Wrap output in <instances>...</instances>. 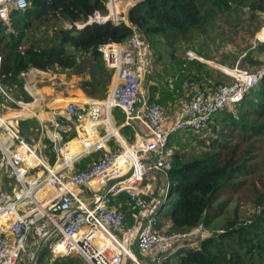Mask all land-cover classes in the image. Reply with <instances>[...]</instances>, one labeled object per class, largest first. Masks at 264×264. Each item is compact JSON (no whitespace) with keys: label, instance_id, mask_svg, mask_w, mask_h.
I'll return each instance as SVG.
<instances>
[{"label":"built area","instance_id":"built-area-1","mask_svg":"<svg viewBox=\"0 0 264 264\" xmlns=\"http://www.w3.org/2000/svg\"><path fill=\"white\" fill-rule=\"evenodd\" d=\"M102 1L106 14L96 12L87 24H125L133 36L124 44L100 46L106 66L116 76L114 87L107 98L89 104L75 140L63 139L64 123L80 118V104L72 101L53 109L51 127L46 130L56 157L53 166L40 149L23 138L20 118L7 115L12 107L0 110V264H19L24 256L32 260L37 246L53 228L57 232L52 238L59 235L49 248L53 259L80 260L77 264H162L181 250L198 247L211 234L203 223L187 232L163 233L156 228V214L172 187L168 173L176 150L169 140L176 133L202 132L215 114L241 102L263 80L264 65L255 71L238 66L224 70L233 82L197 90L172 113L164 105L152 104L143 90L153 60L142 30L128 19V10L135 2ZM27 6V0H0V19L9 22L12 10L23 11ZM186 54L189 61L204 62L192 50ZM1 64L0 55V69ZM24 88L34 96L29 84ZM0 90L8 101L27 105L1 86ZM115 110L125 115L123 127L135 131L131 143L116 125ZM100 129L102 134L98 133ZM112 140L118 144L114 150L108 147ZM95 153L100 155L94 158ZM91 157L92 161L85 162ZM150 174L160 175L164 181L155 199L157 210H150L145 218L126 228L118 200L125 194L132 211L142 210L143 196L148 195L145 179Z\"/></svg>","mask_w":264,"mask_h":264},{"label":"trees","instance_id":"trees-1","mask_svg":"<svg viewBox=\"0 0 264 264\" xmlns=\"http://www.w3.org/2000/svg\"><path fill=\"white\" fill-rule=\"evenodd\" d=\"M27 1L25 10L11 11L9 22L0 19V86L14 99L30 102L32 97L24 88L23 76L31 69H38L89 76L81 83L82 90L89 98L102 100L113 71L106 66L99 48L110 42L126 43L133 36L132 29L125 24H87L96 12L106 14L102 0ZM132 1L135 4L128 10V19L140 27L152 52L147 96L152 104L164 105L172 113L181 106L179 101L185 95L186 100H190L199 89H213L223 84L216 69L198 60L189 61L187 51H194L204 60H214L204 43L217 27L219 30L234 29L235 23L248 16L249 22H259L257 31L261 17H264V0ZM67 24L71 27L68 28ZM77 24L86 25L77 28ZM176 43L185 48L181 54L175 50ZM254 49L263 55L256 57V51L252 50L247 53L245 61L259 68L264 65V44L259 43ZM232 60L234 63L229 64L222 58L220 63L233 66L239 62L234 57ZM177 71L182 76L178 77ZM4 103L17 108L0 90V109ZM27 124L22 121L20 126L25 129ZM30 129L35 131V128ZM206 129L211 131L213 138L200 154L187 156L179 153L177 146L173 145L176 154L173 168L168 173L172 187L166 203L172 198L176 203L166 217L167 222L158 218L156 228L163 233L187 232L203 223L211 234L198 247L181 250L162 264H262L264 78L241 102L230 110L215 114ZM183 134L196 133L186 131ZM189 142V137H182L178 147ZM259 153H262L260 158ZM1 156L0 152V159ZM225 194L230 196L227 200L222 199ZM233 200L236 207L231 217L226 208ZM248 201L254 203L257 210L250 219L241 221L237 212ZM118 204L124 214L127 209L128 213L132 211L125 194ZM160 213L161 209L156 215ZM223 215L227 217L218 228L215 223ZM131 218L129 214L130 221ZM47 249L44 247L38 261ZM55 264L59 261L56 260ZM60 264H71V260Z\"/></svg>","mask_w":264,"mask_h":264},{"label":"crops","instance_id":"crops-1","mask_svg":"<svg viewBox=\"0 0 264 264\" xmlns=\"http://www.w3.org/2000/svg\"><path fill=\"white\" fill-rule=\"evenodd\" d=\"M88 79L89 76L83 77L79 75H68L67 73L45 72L38 69H31L23 76L24 84H29L31 86L32 91L34 92L33 94L36 97V101H34V96L30 95L26 91L32 97V101L27 102V105H25L24 107L18 105L17 108L12 107L13 110L9 113L10 115L18 116L21 120L20 123L22 121H26L28 123L29 131L21 128V134L23 138L28 143L35 145L38 149H40L43 156H45L49 160L52 166L55 163L56 157L51 151L53 144L51 138L47 135L46 130L47 128L51 127L53 109L63 108L72 101L78 102L80 104V118L72 122L65 121L64 123L65 132L63 133V139L75 140L79 134V129H77V126L79 123L85 120L89 104L94 101H98L96 99L89 98L81 88V83ZM115 79L116 76L114 74L105 89L104 98H107V96H109V94L111 93V90L114 87ZM124 116L125 115L119 110L114 111L115 122L120 131L126 127H123L124 122H122V124H117V120L122 117L124 118ZM30 127H32L33 129L35 128V131L32 132V129H30ZM80 133L81 135L83 134L81 129ZM98 133L102 134L103 129H100V131L98 130ZM133 139L134 137L132 138V140ZM117 145L118 144L114 140L108 143L109 149L113 150L117 148ZM94 155L97 158L100 153H95ZM91 159L92 157L85 160V162L92 161L93 159ZM85 162H82L80 165L84 166ZM157 177L161 178L160 175L150 174L149 180L152 179L153 182H155V179ZM153 182L146 184L145 181L148 195L143 196V209L140 211H130L129 213L127 209V212L125 213L127 218H129V214L132 215L130 221V223H132L131 227H133L139 219L145 218L150 210H157L155 200L156 195L154 194L155 187L153 185ZM6 185H8V189H11V186L8 184L7 180ZM147 258L148 260L151 259L149 257ZM56 260L59 261V264L63 263L61 259L51 258L50 262H47V264H55Z\"/></svg>","mask_w":264,"mask_h":264},{"label":"rangeland","instance_id":"rangeland-1","mask_svg":"<svg viewBox=\"0 0 264 264\" xmlns=\"http://www.w3.org/2000/svg\"><path fill=\"white\" fill-rule=\"evenodd\" d=\"M262 22L260 24V28L256 31V28L259 24L258 21H252L249 22V18L248 16H243V20L241 19V21H239L240 23H235L236 28L231 29V28H225L222 30H219L218 27L217 29H215V32H213L209 37H206L205 43H204V47L212 53V57L214 60H204L203 63H206L207 65H209L211 68H214L217 70L216 75H220L221 78L223 80V83H231L233 82V78L231 75L227 74L224 70H226L227 72L230 70H233L236 68V66H238L241 69H246L249 71H255L256 69H258L257 67H254L253 64L251 65L250 62H247L245 60L246 59V55L247 53L251 52L252 50L256 51V49H254L255 45H258L259 43H263L264 44V35H262V32L264 30V17H261L260 19ZM67 26V25H66ZM69 28V27H68ZM264 34V33H263ZM177 44V43H176ZM175 44V50L178 54H181V52H183L185 50V48H183V45L180 46V44ZM198 48H200V46H198ZM201 48H203V45L201 43ZM165 51H167V49H165ZM194 52V51H193ZM177 54V55H178ZM168 55V54H167ZM256 57H260L263 54L259 53L258 51L255 52ZM233 57L239 59V62H236L235 65L231 66L229 64L234 63L233 62ZM225 59L227 62H229V64H222L220 63V59ZM232 62V63H231ZM179 71L176 72L177 76L180 77V73H178ZM173 76V75H172ZM172 76H169L170 78ZM182 76V75H181ZM148 77V76H147ZM147 77L144 80L143 83V90L144 92H148V83H147ZM147 94V93H146ZM187 99V95H185V97H182L179 101V103H183L185 100ZM4 106H9L8 103H4L3 107L0 109L2 111L7 110L6 108H4ZM173 111V110H172ZM7 115H9V117H12L13 115H10V113H7ZM125 121V116L124 118H120L117 120V124H122V122ZM28 124L27 126H25L26 131H29L28 129ZM129 130H121L120 132L123 134V136L126 138L128 143H131L133 140L132 138L135 137V131L133 130V128L129 127ZM20 130H21V126H20ZM22 132V131H21ZM211 131L209 129H206L202 132L196 133L195 135L192 134L190 136L183 134L182 133H176L174 135H172L170 137L169 143L170 145H176L178 149H176L179 153L181 154H185V155H196V154H200L201 151H204L207 149V147L210 145L211 143ZM190 139V142L188 145L184 146V147H178V141H181L182 137L187 139L188 137ZM132 137V138H130ZM177 143V144H176ZM264 149V145L262 147V150ZM262 155V153H259L258 158H260ZM146 184L153 182V180H149V176L146 177L145 179ZM145 184V185H146ZM153 185L155 187V195L156 198L159 197L160 192L162 191L163 187H164V181L157 177L155 179V182H153ZM230 196L225 194V196H222V199L227 200ZM175 203H176V199L172 198L171 200H169L167 203L166 201L164 202L162 208H161V213L159 215H157V217L165 222H167V218L168 215L172 212V210L175 207ZM229 207L226 208L227 209V214L228 216H234L235 213V207H236V201H231L230 205H228ZM257 210V206L252 203L251 201H248L246 203H244L238 210V214H239V220H244V219H250L251 214ZM125 215V226L127 228L131 227V223H130V219L127 218L126 214ZM130 216L132 217V215L130 214ZM227 217V216H226ZM224 215L223 217L219 218L216 223L215 226L218 228H221L220 226H222L224 224V220L226 218ZM211 218V216L209 217ZM211 230V229H210ZM59 235H55L47 244V251L43 254V257L40 259V261L37 260L36 264H47V262L49 263L51 258L53 259V256L50 253V246H52L53 244H55V242L58 240ZM137 256L139 257L140 260H142L139 256V254L135 251V249H132ZM71 260V264H77L78 262H80V260H75V259H69ZM53 261V260H52ZM62 262L65 261L61 260ZM76 261V262H73ZM31 260L27 259V256H24L23 260L21 262H19V264H30ZM264 264V262L262 263Z\"/></svg>","mask_w":264,"mask_h":264},{"label":"water","instance_id":"water-1","mask_svg":"<svg viewBox=\"0 0 264 264\" xmlns=\"http://www.w3.org/2000/svg\"><path fill=\"white\" fill-rule=\"evenodd\" d=\"M63 224V221L60 223V225ZM57 232L56 228H53L51 230V232L49 233V235L47 237H45L43 240H41V242L39 243V245L37 246V249L35 251V256L32 258L30 264H36L42 250L44 249V247L47 245V243L49 242V240L52 238V236Z\"/></svg>","mask_w":264,"mask_h":264}]
</instances>
